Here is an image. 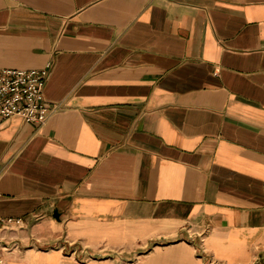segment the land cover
<instances>
[{"label": "crops", "instance_id": "obj_1", "mask_svg": "<svg viewBox=\"0 0 264 264\" xmlns=\"http://www.w3.org/2000/svg\"><path fill=\"white\" fill-rule=\"evenodd\" d=\"M45 64L5 264H264V0H0V67Z\"/></svg>", "mask_w": 264, "mask_h": 264}, {"label": "built area", "instance_id": "obj_2", "mask_svg": "<svg viewBox=\"0 0 264 264\" xmlns=\"http://www.w3.org/2000/svg\"><path fill=\"white\" fill-rule=\"evenodd\" d=\"M48 66L41 68L0 67V126L10 117L17 116L25 122L42 123L56 106L43 94L48 76ZM11 218L0 217V226ZM0 264L5 261L0 257ZM207 264H213L208 261Z\"/></svg>", "mask_w": 264, "mask_h": 264}, {"label": "water", "instance_id": "obj_3", "mask_svg": "<svg viewBox=\"0 0 264 264\" xmlns=\"http://www.w3.org/2000/svg\"><path fill=\"white\" fill-rule=\"evenodd\" d=\"M56 212H57V211L55 210V213H53V215H54L55 217H56Z\"/></svg>", "mask_w": 264, "mask_h": 264}]
</instances>
